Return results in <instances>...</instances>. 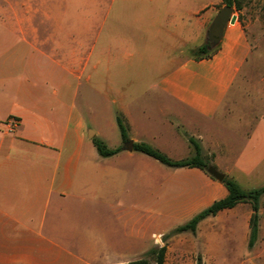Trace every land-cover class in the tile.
<instances>
[{"label": "crops", "instance_id": "obj_1", "mask_svg": "<svg viewBox=\"0 0 264 264\" xmlns=\"http://www.w3.org/2000/svg\"><path fill=\"white\" fill-rule=\"evenodd\" d=\"M117 1L119 6H116L115 14L119 19L109 20ZM124 1L127 0L98 1V6L81 11V19L76 22L73 7L33 8L32 12L39 11L51 21L53 52L47 55L44 64L43 40L33 23L31 11L22 7L15 22L12 13L0 7V100L10 102L6 111L0 110V125L7 117L18 116L20 140L33 146L30 154L19 158L18 150L11 152V145L4 144L5 136L0 130V264H90L91 256L101 254L122 257H110L100 264L123 263L131 261L126 257L143 254L155 242L161 241L154 238L161 232L148 235L149 221L144 218L140 223L135 217L133 222L126 220L122 232L126 245L116 246L115 238L105 227L95 232L91 222L72 217L59 222L51 218L47 232L45 218L31 215L29 200L40 202L42 198L46 204L54 201L68 204L86 198L87 186L94 175L105 180L106 176L125 174L128 169L151 175L152 184L156 182L159 187L169 190L173 185L178 190L167 194L163 203L175 199L179 208L175 212L189 209L190 216L227 195L223 182L201 168L166 165L134 147L132 150L125 148L123 142L128 140L133 144L148 143L173 160H183L193 157L195 150L189 155H181L180 151L177 155L175 150L195 138L204 157V151H208L215 163L226 164L223 173L240 184L241 176L248 174L247 152L242 146L213 137L209 132L194 137L178 134L172 121L164 117L168 114L165 112H171L183 118L190 128L199 123L198 118L211 122L218 119L253 51L240 17L237 15L234 23H227L216 53L209 58L196 59L191 50L207 42L208 27L221 9L216 0H188V4L183 2L180 7H165L162 2L166 0H141L145 7L131 12L143 14L142 17L147 15L150 22L137 26L127 24L128 8L123 6ZM13 31L21 35L17 43L7 39ZM135 38L138 41H134ZM11 59L15 66L12 76ZM137 61L174 65L161 70L157 81L149 84V88H142L141 74L129 72L132 63ZM83 78L107 97L120 96V100L107 98L104 110L117 125V116L122 118L128 140L124 141L121 135L114 147H109L104 140L103 127H95L96 137L109 148L121 147L110 156L99 154L110 165L92 166L82 161L86 140L94 145L93 137L83 136V129L89 126L74 103L75 79ZM148 89L155 91L166 103L157 108L161 112L160 118L159 112L147 104L124 102L125 96L143 95ZM48 92L50 99H47ZM245 123L248 127V122ZM42 128H48L47 132H41ZM166 137L168 140L165 141ZM42 142L58 145L63 165L57 158L50 166H42L39 148ZM138 152L148 157L138 156ZM19 159L21 165L17 164ZM82 163L84 165H80ZM174 168L177 170L170 175L168 169ZM13 190L18 191L17 203L13 200ZM229 209L246 215L250 229L253 212L250 203L241 202ZM221 211L216 215L222 214ZM169 213L171 211H167V218ZM59 232H64L66 244L58 240Z\"/></svg>", "mask_w": 264, "mask_h": 264}, {"label": "rangeland", "instance_id": "obj_2", "mask_svg": "<svg viewBox=\"0 0 264 264\" xmlns=\"http://www.w3.org/2000/svg\"><path fill=\"white\" fill-rule=\"evenodd\" d=\"M98 1L110 3L112 0H0V7H4L6 12H11L15 22L17 14L22 7L31 11L33 23L37 25L43 40L42 49L44 55L42 61L44 64L48 59L47 55H51L53 52L51 21L39 11L37 13L32 12V9H48L60 6L63 8L66 6L73 7L76 22L81 19V11L98 6ZM186 1L188 0H166L162 4L165 7H180L183 2L187 3ZM216 1L218 7L222 8L225 5L224 0ZM118 2L114 5L109 20L119 19V16L115 14ZM237 4L240 7L237 9L236 6H233L234 13L242 20L249 34L253 51L248 63L233 86L229 98L222 106L218 119L215 122H211L196 118L199 123H195V127L190 128L183 118H179V116L171 112H165V114H168L164 117L169 119L170 122L172 121L173 128L178 134L184 136L191 134V137H194L199 133L206 134L209 132L214 135L213 137L228 139L234 145L242 146L241 148L247 152L245 166H247L249 171L247 175L241 176L243 177L241 185L246 189H251L264 186V0H240V3ZM123 6L128 8L125 17L128 25L137 26L142 22L145 25L150 22V18L147 15L142 17L143 14L139 15L135 14L136 12H131L132 10L145 7L143 1L127 0L123 2ZM20 37L21 35L18 31H13L7 39L17 43ZM152 40L154 41V39ZM134 41L138 40L135 38ZM13 63L14 61L11 59L9 62L11 76L15 67ZM132 64L129 72L135 75L138 73V76L141 74L142 83L140 85L142 88H149V84L157 81V75L161 70L174 65L173 63H148L147 61H137ZM75 82V107L84 116L89 126L88 129H83V136L90 139L96 136L95 127L100 125L103 127L104 140L107 141V145L114 147L115 142L121 138V131L115 121L111 122L104 108L108 103L107 98L120 100V96L107 97L101 94L99 88L90 85L85 78L79 81L75 79ZM50 98L48 92L47 99ZM128 101L134 102V104H147L155 108L156 112H159L157 110L158 106L166 105L152 89H148L147 93L143 95L125 96L124 102ZM118 103L120 104L121 102ZM110 104L113 105L112 102ZM9 105L10 102L7 99L0 100V110L6 111ZM160 117L161 112H159ZM159 118L156 120H159ZM245 122H248V127L245 126ZM20 125L21 122L18 116H9L0 125V130L5 136L4 144L11 145V152L15 149L18 150L19 158H23L24 155L30 154V147L33 146L20 140L21 137L18 135ZM46 129L48 128H42L41 132L46 133ZM89 130H92L90 135L88 134ZM164 140L166 141L168 138L166 137ZM89 144H91V147H89ZM125 144L123 142V145ZM40 145L42 166H50L51 161L57 158L60 163L62 153L58 145L49 142H42ZM179 147L175 150L177 155L179 151L181 155H189V152L195 150L191 141L188 145L180 144ZM82 151L85 157L84 159L82 158L84 163H90L92 166L111 164L103 157H100L96 147L89 140H86ZM137 154L138 156H147L141 152ZM204 154L209 161L208 166H215L219 171L223 172V167L226 164L219 165L215 163V158L208 151H204ZM8 161H11L10 158ZM84 163L80 165H84ZM17 164L21 165L20 159ZM61 165H63V160ZM175 170L177 168L168 169L170 175ZM128 171L125 174L106 176L105 180L102 178L98 179L94 175L92 182L87 186V197L79 201H70L68 204L65 202L55 203L54 201L46 204L42 198L40 202L29 200L30 213L33 217L45 218L46 225L44 229L47 232L49 231L51 218L57 219L59 222H65L68 217L91 222V225L95 227V232L105 227V230L111 232L115 238L116 246L126 245L122 234L125 221L131 220L133 222L135 217L139 222L144 218L149 221L148 235H151L152 232H161L154 236V238H159L161 241L159 240L158 243L154 241V245L148 250L166 246L165 264H264V195L261 197L258 238L253 247H249L250 229L247 216L243 215L239 210L231 212L230 209H226L221 211L222 214L220 215L203 219L199 223V228L196 232H176L175 228L188 222L193 215L190 216L189 209L187 212H175L179 210L175 199L169 203L167 201L163 203V200L167 198L166 195L171 193L172 190H176L173 185H170V190L165 187L163 189L156 182L151 183V175L147 176L133 169H128ZM159 176H161V173ZM99 186L101 187L100 189ZM11 193L14 195L13 200L17 203L18 191L13 190ZM167 211H171L168 218L166 217ZM130 228L131 224L129 223L128 229ZM47 235L49 234L46 233ZM58 235V240L66 244L64 232H59ZM147 240L152 242L150 239ZM147 251L143 254L128 256L126 260L149 257ZM110 257L121 258L122 256L95 255L89 258V263L100 264L108 261L107 259ZM76 264H83V262Z\"/></svg>", "mask_w": 264, "mask_h": 264}, {"label": "trees", "instance_id": "obj_3", "mask_svg": "<svg viewBox=\"0 0 264 264\" xmlns=\"http://www.w3.org/2000/svg\"><path fill=\"white\" fill-rule=\"evenodd\" d=\"M240 0H224L225 5L236 6L239 9ZM219 44L212 46L210 42H205L202 45L191 50L192 55L196 59L209 58L219 49ZM117 123L121 131L123 140H128L127 127L120 116H117ZM97 151L102 156H110L121 150L119 148H109L106 143L99 137L94 136L92 138ZM195 148V155L193 157L183 160H173L159 149L151 146L145 142H137L134 144V149L142 151L166 165L172 167H198L207 172L209 161L203 156L202 147L198 141L191 138ZM208 173V172H207ZM228 190L225 197L215 200L208 207L204 208L196 215H194L188 222L179 225L175 228L176 232L191 231L196 232L198 224L209 216L216 215L219 211L235 207L238 203L247 202L250 203L253 209L250 217V239L249 247H253L258 238L259 232V219H260V207L261 197L264 195V186L255 187L251 189L244 188L236 179L226 175L222 181ZM167 247L162 246L160 248H153L149 251V257H143L135 260H131L123 263L115 264H165Z\"/></svg>", "mask_w": 264, "mask_h": 264}, {"label": "water", "instance_id": "obj_4", "mask_svg": "<svg viewBox=\"0 0 264 264\" xmlns=\"http://www.w3.org/2000/svg\"><path fill=\"white\" fill-rule=\"evenodd\" d=\"M237 19V15L234 14V8L230 5H224L215 15L213 21L208 27L207 30V41L210 42L212 46L220 44L223 37L225 27L228 22L234 23ZM92 133V130L89 131V135ZM134 144L131 140H128L125 144V148L132 150ZM207 172L218 181L222 182L226 174L219 171L215 166H208Z\"/></svg>", "mask_w": 264, "mask_h": 264}]
</instances>
